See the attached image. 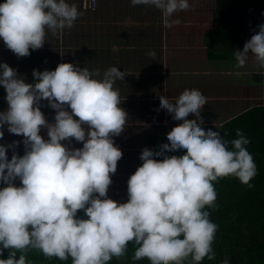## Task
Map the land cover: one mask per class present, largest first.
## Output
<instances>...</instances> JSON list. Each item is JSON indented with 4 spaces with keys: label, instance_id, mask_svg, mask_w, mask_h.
<instances>
[{
    "label": "clouds",
    "instance_id": "clouds-1",
    "mask_svg": "<svg viewBox=\"0 0 264 264\" xmlns=\"http://www.w3.org/2000/svg\"><path fill=\"white\" fill-rule=\"evenodd\" d=\"M130 2L159 9L167 26L175 12L190 8L189 0ZM80 15L69 0H3L0 41L17 56H27L45 44L47 31L62 37ZM233 53L236 68L251 56L264 70V24L242 51ZM32 74L35 82L29 83L0 62V86L8 105L0 111V138L7 124L10 133L23 135L25 146L22 156L14 151L9 159L6 149L19 141L0 144V183L6 185L0 187V256L9 249L0 264H30L27 253L32 249L48 258L70 257L72 264H107L124 256L130 241L137 246L133 260L149 264L215 259L218 226L206 210L215 206L213 182L234 176L249 184L257 171L246 147L251 141L243 131L238 129L237 138L228 141L218 131L205 130L200 113L207 97L198 91H185L174 103L160 95V108L182 126L159 150H142L143 163L127 182L128 199L118 202L107 193L122 157L114 137L124 131L128 119L114 84L124 80L126 72L110 66L101 74L99 69L61 62L54 70L33 69ZM42 100L56 110L54 122L41 111ZM189 117L195 121L188 122ZM42 127L48 139L40 134ZM72 138L83 146L62 143L70 144ZM169 153L183 155L169 158ZM78 210L86 218L78 216ZM220 264H230V259Z\"/></svg>",
    "mask_w": 264,
    "mask_h": 264
},
{
    "label": "crops",
    "instance_id": "crops-1",
    "mask_svg": "<svg viewBox=\"0 0 264 264\" xmlns=\"http://www.w3.org/2000/svg\"><path fill=\"white\" fill-rule=\"evenodd\" d=\"M69 2L77 6L81 15L72 28L65 29L62 37L47 31L45 44L39 49H30V55L23 57L0 41V62L8 63L29 83L35 82L33 69L54 70L61 62L90 71L99 69L101 74L110 66L126 72L124 80L114 84L128 119L124 131L114 137L122 157L117 162L116 172L111 174L108 197L111 193H122L125 196L118 202L127 201V182L143 163L140 155L146 137L172 133L182 126L172 123L166 110L160 108V95L167 96L173 103L185 91L205 95L207 104L200 113L204 129L216 128L264 104V74L260 73L264 70L257 68L251 56L245 65L236 68L233 53L242 51L259 28L243 33L244 44L224 50L216 44L212 34L217 0H189V9L177 11L170 18L171 26L164 24L159 9L151 5H132L130 0ZM175 19L181 22L171 23ZM240 41L237 39V43ZM151 51H155V57L149 55ZM7 107L6 91L0 86V111ZM41 111L49 122H54L56 110L48 106L47 100L41 101ZM194 121L195 117L188 118V122ZM3 131L0 144L19 141L15 148L6 149L8 158L11 159L14 151L22 156L25 152L23 135L10 133L7 124ZM40 134L48 139L47 129L42 127ZM62 143L71 148L83 146V142L74 138L70 144L68 140ZM15 183L19 186L21 182L17 179ZM4 186L0 183V187Z\"/></svg>",
    "mask_w": 264,
    "mask_h": 264
},
{
    "label": "trees",
    "instance_id": "trees-1",
    "mask_svg": "<svg viewBox=\"0 0 264 264\" xmlns=\"http://www.w3.org/2000/svg\"><path fill=\"white\" fill-rule=\"evenodd\" d=\"M238 8L264 11V0H217L212 34L216 38V44L227 51L232 46L244 44V38L240 43H237L235 38L238 23L236 17L241 16ZM261 24H264V17L254 16L242 32L245 35L259 28ZM210 55L215 56L214 53ZM210 129L220 132L228 141L237 138L238 129L243 131L251 141L246 147L253 156L257 171L249 182L251 186L241 183L234 176L222 177L213 182L217 194L215 206H206V210L210 213V220L218 226L213 242L216 255L213 260L205 257L199 264H220L225 257L230 259V264H264V104L252 107ZM170 134L146 137L145 147L159 150V146L167 145V136ZM228 147L231 149L232 145L229 143ZM166 155L169 158H179L183 154ZM77 215L86 218L83 210H78ZM136 247L134 241L128 242L125 255L113 257L107 264H149L146 259L133 260ZM8 255L9 249H5L0 258H7ZM27 258L30 264H72L70 257L68 260L48 258L37 249L30 250ZM184 264H191V258L189 257Z\"/></svg>",
    "mask_w": 264,
    "mask_h": 264
},
{
    "label": "water",
    "instance_id": "water-1",
    "mask_svg": "<svg viewBox=\"0 0 264 264\" xmlns=\"http://www.w3.org/2000/svg\"><path fill=\"white\" fill-rule=\"evenodd\" d=\"M238 10L242 17H236V19L238 20V23L236 24L238 27V30L236 31V38L239 39L240 41V39L243 37V32L240 31L241 27L245 24V22L248 19L252 20L254 16L264 17V11L256 10L255 8H249V9L238 8Z\"/></svg>",
    "mask_w": 264,
    "mask_h": 264
},
{
    "label": "rangeland",
    "instance_id": "rangeland-1",
    "mask_svg": "<svg viewBox=\"0 0 264 264\" xmlns=\"http://www.w3.org/2000/svg\"><path fill=\"white\" fill-rule=\"evenodd\" d=\"M109 196H110L109 198L112 197V199H114L116 201H120V200L123 199V197L125 196V194H122V193H111Z\"/></svg>",
    "mask_w": 264,
    "mask_h": 264
},
{
    "label": "flooded vegetation",
    "instance_id": "flooded-vegetation-1",
    "mask_svg": "<svg viewBox=\"0 0 264 264\" xmlns=\"http://www.w3.org/2000/svg\"><path fill=\"white\" fill-rule=\"evenodd\" d=\"M240 17H242V16H240ZM248 21H251L250 19H248L246 22H245V24L243 25L244 27H246L247 26V23H248Z\"/></svg>",
    "mask_w": 264,
    "mask_h": 264
}]
</instances>
